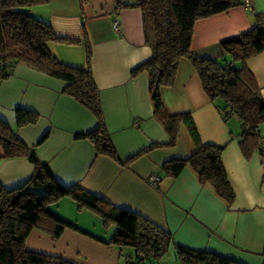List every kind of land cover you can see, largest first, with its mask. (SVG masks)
<instances>
[{"label":"crops","instance_id":"1","mask_svg":"<svg viewBox=\"0 0 264 264\" xmlns=\"http://www.w3.org/2000/svg\"><path fill=\"white\" fill-rule=\"evenodd\" d=\"M133 3L135 0H121ZM262 0H252L254 12ZM38 18L51 23L59 36L78 40H52L51 49L65 62L86 64L87 39L92 49V68L100 88L106 129L118 158L97 153L89 137H77L99 126L97 114L64 91L66 81L26 63L0 80V118L9 121L25 142L37 145L41 160L50 164L57 179L70 185L80 182L113 204L136 212L169 231L174 256L158 264H181L177 247L187 246L234 258L244 264H264V122L255 147L243 148L242 120L222 108L226 101L211 99L188 57L179 61L175 82L162 87V98L171 113L189 112L204 143L223 146L222 160L235 191L233 201L221 197L214 185L200 180L188 163L177 176L167 175L164 162L187 157L197 148L188 123L182 122L175 144H161L170 137L154 115L149 74L133 69L147 60L152 49L146 42L140 7H118L117 0H48L31 6ZM237 4L195 22L191 48L199 55L234 61L221 45L225 37L248 30L253 15ZM120 19L121 29L113 22ZM264 98V50L248 58ZM40 112L33 124L17 126L15 108ZM225 112V113H224ZM227 114V115H224ZM182 128L184 131H182ZM253 143V141H249ZM159 145L151 146V144ZM135 156L137 152H141ZM132 156H135L131 159ZM129 159V160H128ZM33 164L26 156L0 160V181L15 186L29 179ZM160 180L152 183V176ZM60 214L83 228L108 239L115 225H104L98 214L84 209L82 216L72 196L53 204ZM29 249L61 255L77 264H126L137 255L131 246L108 244L73 229L54 238L35 228L27 238ZM132 258V257H131Z\"/></svg>","mask_w":264,"mask_h":264},{"label":"trees","instance_id":"2","mask_svg":"<svg viewBox=\"0 0 264 264\" xmlns=\"http://www.w3.org/2000/svg\"><path fill=\"white\" fill-rule=\"evenodd\" d=\"M46 1L0 0V80L10 77L22 62L64 79V91L92 109L100 120L96 129L78 133L77 137H89L97 153L118 158L105 126L101 92L91 63V45L86 39L84 66L63 61L51 49L50 42L78 40L59 36L51 23L31 12L32 5ZM241 1L135 0L125 3L117 0L118 7L137 6L143 11L146 42L152 54L133 72L146 71L149 74L153 112L170 137L169 141L161 144L177 142L183 121L189 124L197 143L196 150L187 157L166 160L163 165L166 174L177 176L190 163L200 180L212 183L217 193L229 202L234 200L235 191L222 160L223 146L202 142L192 115L189 112H169L161 91L163 86L173 85L180 59L188 57L211 99L225 100L222 108L226 109V113L236 114L242 120V143L245 153L249 155V147H255L258 139L262 138L259 125L264 122V98L247 61L264 50V10L254 12V21L248 30L225 37L220 42L225 53L239 61L238 65L228 64L226 57L220 60L199 55L191 48L194 25L198 19L225 11L241 4ZM15 117L17 126H24L36 123L41 114L31 108L17 106ZM46 136L35 145H30L18 136L9 121L0 118V160L26 156L34 167L29 179L21 184L7 186L0 181V264H77L61 255L29 249L27 238L35 228L47 231L54 238L70 228L108 244L131 246L137 255L127 257L126 264H158L173 244L171 233L154 221L93 193L80 182L70 185L61 183L50 164L41 160L36 152L37 145ZM262 147L264 149V142ZM139 153L142 151L135 156ZM67 195L76 200L78 209L95 212L106 226L115 225L108 239L97 236L58 212L53 204ZM177 248L181 264H244L211 251L182 245Z\"/></svg>","mask_w":264,"mask_h":264},{"label":"built area","instance_id":"3","mask_svg":"<svg viewBox=\"0 0 264 264\" xmlns=\"http://www.w3.org/2000/svg\"><path fill=\"white\" fill-rule=\"evenodd\" d=\"M241 4L243 5V6H245L246 8H248V10L251 12V13H253L254 12V8H253V2H252V0H242L241 1ZM113 25H114V27H115V29L116 30H120L121 29V21H120V19H115L114 20V22H113ZM228 64H233L232 62H230V63H228ZM263 146V143L260 145V147H262ZM263 148V147H262ZM151 180H152V183L153 184H156L159 180H160V176L159 175H153L152 176V178H151ZM142 259H144V258H142Z\"/></svg>","mask_w":264,"mask_h":264},{"label":"rangeland","instance_id":"4","mask_svg":"<svg viewBox=\"0 0 264 264\" xmlns=\"http://www.w3.org/2000/svg\"><path fill=\"white\" fill-rule=\"evenodd\" d=\"M254 8V7H253ZM256 8L257 9H264V0H262L261 2H258L257 3V5H256ZM227 63H230L229 61H227ZM232 63L233 64H235V65H237L234 61H232ZM105 121V120H104ZM182 131H184V129L182 128ZM180 132H181V130H180ZM111 140H112V138H111ZM77 213H79V215L80 216H82L81 214H82V212H83V210H80V209H78V207L76 206L75 207V209H74ZM66 217V216H65ZM101 218V217H100ZM102 219V218H101ZM172 256H174V254H173V251L172 250H169V252L165 255V256H163V258L161 259V261L162 260H164L165 258H171ZM175 257V256H174ZM176 258V257H175Z\"/></svg>","mask_w":264,"mask_h":264}]
</instances>
